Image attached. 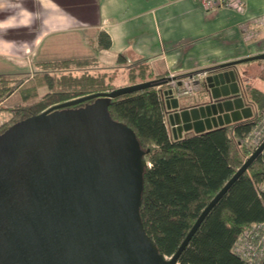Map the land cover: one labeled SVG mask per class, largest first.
I'll return each instance as SVG.
<instances>
[{
    "label": "water",
    "instance_id": "1",
    "mask_svg": "<svg viewBox=\"0 0 264 264\" xmlns=\"http://www.w3.org/2000/svg\"><path fill=\"white\" fill-rule=\"evenodd\" d=\"M257 60L264 53L71 99L7 128L0 134V264H178L210 211L264 152V141L168 257L140 214L146 151L132 128L113 119L110 104L155 87L174 139L235 125L254 116L237 66ZM204 73L200 102L181 106L169 83L182 86L183 78Z\"/></svg>",
    "mask_w": 264,
    "mask_h": 264
},
{
    "label": "trees",
    "instance_id": "2",
    "mask_svg": "<svg viewBox=\"0 0 264 264\" xmlns=\"http://www.w3.org/2000/svg\"><path fill=\"white\" fill-rule=\"evenodd\" d=\"M97 45V51L109 48V35L101 32ZM124 62L125 58L119 56L118 64ZM108 69L100 68L96 55L36 62L31 72L10 77L0 74V103L20 89L28 91L24 96L27 102L38 96L40 87L50 90L40 101L12 108L11 118L0 125V134L56 104L124 87L118 86L119 73ZM31 77L35 84L25 86ZM124 78L125 86L157 79L146 62L126 67ZM242 92L256 110L253 118L232 127L188 133L180 139H174L167 124L158 88L125 94L110 104L113 119L134 130L151 163L144 172L140 214L147 234L168 257L177 252L203 210L254 152L247 138L263 117L264 94L256 89L251 94ZM90 102L93 100L75 107ZM261 184L264 152L210 211L178 264H249L235 252L234 245L242 232L264 222V191L258 188Z\"/></svg>",
    "mask_w": 264,
    "mask_h": 264
},
{
    "label": "crops",
    "instance_id": "3",
    "mask_svg": "<svg viewBox=\"0 0 264 264\" xmlns=\"http://www.w3.org/2000/svg\"><path fill=\"white\" fill-rule=\"evenodd\" d=\"M246 2L242 14L208 11L194 0H0V74L97 55L100 68L119 71L118 86H125L126 67L139 62L148 63L157 78L248 58L264 53V0ZM101 32L111 45L97 51ZM237 69L243 90L264 94V60ZM179 101L181 106L200 102L195 94Z\"/></svg>",
    "mask_w": 264,
    "mask_h": 264
},
{
    "label": "built area",
    "instance_id": "4",
    "mask_svg": "<svg viewBox=\"0 0 264 264\" xmlns=\"http://www.w3.org/2000/svg\"><path fill=\"white\" fill-rule=\"evenodd\" d=\"M194 1L198 2L208 11L216 9H228L244 14L247 8L246 0ZM206 75L207 74L204 73L193 77L183 78L182 86H178L177 81L170 82L168 86L173 89L175 96L178 98H187V96H192L194 94L197 96L199 93V88L202 87L201 82L206 77ZM169 76L174 77L177 75ZM247 140L248 142L254 144L256 148L264 141V114ZM148 165L151 166V163L148 162ZM261 190L264 191V184L262 185ZM234 250L249 264H260L264 260V222L254 224L248 230L242 232L235 242Z\"/></svg>",
    "mask_w": 264,
    "mask_h": 264
},
{
    "label": "rangeland",
    "instance_id": "5",
    "mask_svg": "<svg viewBox=\"0 0 264 264\" xmlns=\"http://www.w3.org/2000/svg\"><path fill=\"white\" fill-rule=\"evenodd\" d=\"M141 63V62H139ZM137 63V64H139ZM134 64V65H137ZM32 68H33V64H32ZM32 71V69H31ZM30 71V72H31ZM119 72V71H117ZM122 75V73H121ZM120 75V76H121ZM10 77V75L8 76ZM122 77V76H121ZM33 77H31L30 81H28V83H26L25 86H32L33 84H35L36 81H34V79H32ZM122 82L119 81L118 85H120ZM50 92L49 88L46 86L40 87L38 89V96L35 99H32L30 101H26L25 100V95L28 93V91H25L23 89L18 90V92L16 91L15 94L13 96H10L8 101H4L2 103H0V108H2L3 110H0V125L3 124L5 121L9 120L12 116V112L10 111L12 108H18L27 104H31L33 102H37L42 100L48 93ZM248 146L249 148L252 150V152L255 150V145L248 142ZM258 188L261 190L262 188V184L258 186Z\"/></svg>",
    "mask_w": 264,
    "mask_h": 264
}]
</instances>
